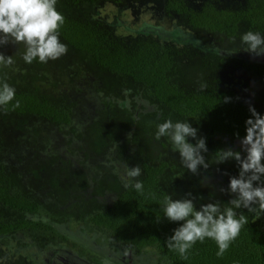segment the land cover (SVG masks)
Returning <instances> with one entry per match:
<instances>
[{"label": "trees", "instance_id": "obj_1", "mask_svg": "<svg viewBox=\"0 0 264 264\" xmlns=\"http://www.w3.org/2000/svg\"><path fill=\"white\" fill-rule=\"evenodd\" d=\"M122 9L154 27L124 30ZM57 10L68 49L59 59L27 64L23 45L0 46L14 60L0 81L20 102L0 108V264H29L26 244L97 243L93 231L149 250L146 264H264V216L246 213L223 255L205 239L182 258L166 243L179 222L162 212L167 194L191 192L197 207L230 198L220 189L238 164L213 163L214 153L240 150L249 104L264 113V56L239 50L240 34L264 33V0H58ZM165 119L199 129L208 169L192 174L154 138ZM125 165L141 167L142 193L124 187Z\"/></svg>", "mask_w": 264, "mask_h": 264}, {"label": "clouds", "instance_id": "obj_2", "mask_svg": "<svg viewBox=\"0 0 264 264\" xmlns=\"http://www.w3.org/2000/svg\"><path fill=\"white\" fill-rule=\"evenodd\" d=\"M57 3L58 0H0V46L23 45L22 59L27 64L33 61L44 64L65 55L68 49L61 41L59 31L65 17L57 10ZM239 40L242 45L239 50L256 57L264 56V33L249 30L240 34ZM13 63L12 55L0 53V66L8 67ZM15 97V87L0 81V108L10 104L18 108L20 102ZM224 99L228 102L231 98ZM248 111L250 116L244 121L245 134L239 138L240 150L221 148L214 153L213 163L234 160L238 164V174L229 177L226 189H220L230 198L226 202L212 198L198 207V197L191 192L180 198L174 199L170 194L163 198V217L170 222H179L166 243L182 258H186L188 250L197 241L205 239L215 241L217 255H223L248 223L246 213L257 218L264 216V113L251 104ZM198 131L188 119L175 122L165 119L157 124L154 138L158 141L166 138L171 149L178 152L183 168L195 175L200 168H209V161L204 156L208 152L206 138L198 137ZM141 175L140 166L125 165L124 187L142 193L143 181L138 179Z\"/></svg>", "mask_w": 264, "mask_h": 264}, {"label": "flooded vegetation", "instance_id": "obj_3", "mask_svg": "<svg viewBox=\"0 0 264 264\" xmlns=\"http://www.w3.org/2000/svg\"><path fill=\"white\" fill-rule=\"evenodd\" d=\"M92 238L99 242L94 244L76 243L80 248H64V245L52 244L42 251L43 262L41 264H71L73 260L80 262L76 264H146L149 260V250L143 251V249L138 250L135 245H124L117 236L113 237V234L106 238L105 234H96L93 231ZM29 264L34 263L30 261Z\"/></svg>", "mask_w": 264, "mask_h": 264}, {"label": "rangeland", "instance_id": "obj_4", "mask_svg": "<svg viewBox=\"0 0 264 264\" xmlns=\"http://www.w3.org/2000/svg\"><path fill=\"white\" fill-rule=\"evenodd\" d=\"M106 16L108 18L111 17V15L110 16L106 15ZM117 20H119V24L126 31H142V30L150 29V28L154 27L153 25H154V22H155V20L150 19L149 16L147 17V15L144 12L131 13V12H129L126 9H122L121 11H119V14L117 15ZM162 22H164V21H162ZM169 25L170 24H168L167 22L161 24V26L163 28H167V30H163L165 35H167L173 29V28H169L168 29ZM78 225H80V224H78L77 222L73 223V221H71L69 226H66V228H67L68 231H70V230L74 231V230H77L76 228H77ZM79 233H80V231L77 230L75 235L76 236H80ZM52 244H56L57 246L64 245L65 246L64 248H67V247L80 248V247H77L78 245L75 242H71V243H70V241L69 242H60L59 239L58 240L53 239L52 243L50 245H48L47 243L45 245L42 244L44 246L39 244L40 246H42V247H40V250H39V247H37V246H32V247L28 246V247H26V245H27L26 244V245H24V246H22L20 248V252L23 253V254L30 255L32 263L41 264L43 262V260H42L43 259L42 258V250H45L46 248H49ZM73 244H75V245H73ZM51 257H53V256H51ZM76 263H80V262L79 261L74 262V260H73L71 264H76Z\"/></svg>", "mask_w": 264, "mask_h": 264}]
</instances>
